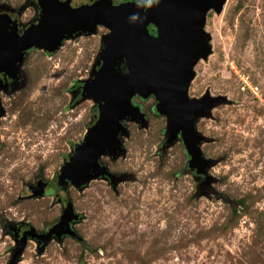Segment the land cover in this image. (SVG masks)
Masks as SVG:
<instances>
[{"label":"rangeland","instance_id":"obj_1","mask_svg":"<svg viewBox=\"0 0 264 264\" xmlns=\"http://www.w3.org/2000/svg\"><path fill=\"white\" fill-rule=\"evenodd\" d=\"M31 2L0 0V7L26 26L38 13ZM201 29L210 52L194 64L186 96L224 102L194 123L206 140L200 154L211 161L198 178L181 140L161 149L166 124L153 99L134 98L145 128L122 122L123 154L98 160L129 178L113 188L93 179L60 191L59 171L97 115L90 98L72 99V87L91 78L108 30L63 40L53 53L25 52L22 80L0 89V264L16 247L13 227H22L21 237L30 228L44 233L67 202L81 241L52 239L38 253L28 239L15 264H264V0H225L218 13L207 10ZM37 182L45 188L32 198L28 188Z\"/></svg>","mask_w":264,"mask_h":264},{"label":"water","instance_id":"obj_2","mask_svg":"<svg viewBox=\"0 0 264 264\" xmlns=\"http://www.w3.org/2000/svg\"><path fill=\"white\" fill-rule=\"evenodd\" d=\"M224 1L152 0L145 4L132 1L112 4L110 0H94L76 6L71 0H36V21L20 35L15 22H10L5 14L0 15V72H7L12 81L19 75L25 51L53 53L63 40L94 34L96 27L108 30L102 38L97 68L92 70L90 79L82 82L80 93V100L90 98L96 103V120L61 167L56 179L60 191L68 186L81 190L99 177L108 180L113 188L129 178L108 173L98 160L107 156L113 161L123 154L119 140L127 135L123 121L145 128L144 115L130 103L133 96L152 97L155 112L165 118L161 149L176 139L181 140L189 157L188 168L195 170L196 175H205L211 161L200 154L199 145L206 140L195 131L194 123L199 117H209V110L224 99L209 97L207 93L198 99H188L186 92L194 64L210 52L208 36L201 29L205 14L209 9L218 13ZM150 27L154 35L149 33ZM4 88L0 82V89ZM44 188L42 182L29 187L30 197H40ZM78 220L71 204L65 203L58 222L46 233L37 235L30 228L27 236L21 237L9 264L16 263L28 238L36 241L38 253L52 239L59 242L68 236L81 241L70 227Z\"/></svg>","mask_w":264,"mask_h":264},{"label":"flooded vegetation","instance_id":"obj_3","mask_svg":"<svg viewBox=\"0 0 264 264\" xmlns=\"http://www.w3.org/2000/svg\"><path fill=\"white\" fill-rule=\"evenodd\" d=\"M91 1H93V0H89V2L88 3H90ZM33 3V4H32ZM30 4H32V5H34L35 7H36V0H35V2H31ZM37 8V7H36ZM10 13V11L7 9H5V8H3V7H0V15H3V14H5L8 18H9V20H10V22L11 21H14L15 22V24H16V32H17V34L18 35H20L23 31H24V29H26L30 24H27L26 26H23L20 22H19V20H17V19H15V18H12V15H10L9 14ZM15 14H16V16H19L20 14H21V12L18 14L17 13V11L15 12ZM37 16H38V13H37ZM37 18V17H36ZM36 18L34 19V21L31 23V24H33V23H35V21H36ZM149 33L150 34H152V35H154V30H152V29H150L149 28ZM30 50V49H29ZM26 52V51H25ZM23 59H24V56H23ZM23 59H22V61H23ZM21 61V62H22ZM21 65V64H20ZM20 67V66H19ZM19 69V68H18ZM8 74H4L3 72H0V82H1V84L2 85H5V88L4 89H1V90H10V88H11V86L12 85H17L18 84V82H20L21 80H22V76H21V74H20V72H19V75H17V77L15 78V81H12L11 80V78H9L8 76H7ZM81 87H82V82H79L78 83V85L76 86V88L74 89L73 87H72V99L73 98H75V97H77V96H79V99H80V93H81ZM134 98H136L137 100H139V101H143V100H146V99H142V98H140V97H138V96H133V97H131V99H130V103L133 105V106H136L134 103H133V99ZM149 98H152V97H149ZM153 99V98H152ZM153 101H154V99H153ZM154 106H155V101H154V105H153V107H152V111L153 112H155V110H154ZM136 107H138V106H136ZM139 108V107H138ZM140 109V108H139ZM123 122H127V121H123ZM192 176L194 177V178H198L200 175H196L195 174V170H192ZM57 179V178H56ZM98 179H102V180H104L105 182H107L108 183V180H106L104 177L103 178H98ZM28 190H29V188H28ZM29 193H30V191H29ZM64 207V206H63ZM6 226V225H5ZM8 227L11 229V227H10V225H8ZM21 228L22 227H13V235H14V239H15V242H16V245H17V243H18V241L21 239ZM3 229H4V227H3ZM50 229V228H49ZM48 229V230H49ZM47 230V231H48ZM46 231V232H47ZM46 232H44V233H46ZM36 233V232H35ZM44 233H36L37 235H42V234H44ZM20 237V238H19ZM29 239V238H28ZM27 239V240H28ZM32 240H34V239H32ZM35 241V240H34ZM36 242V241H35Z\"/></svg>","mask_w":264,"mask_h":264},{"label":"built area","instance_id":"obj_4","mask_svg":"<svg viewBox=\"0 0 264 264\" xmlns=\"http://www.w3.org/2000/svg\"><path fill=\"white\" fill-rule=\"evenodd\" d=\"M248 90H249L250 93H252L253 95L256 94V88H255V87H249V86H248Z\"/></svg>","mask_w":264,"mask_h":264},{"label":"clouds","instance_id":"obj_5","mask_svg":"<svg viewBox=\"0 0 264 264\" xmlns=\"http://www.w3.org/2000/svg\"><path fill=\"white\" fill-rule=\"evenodd\" d=\"M152 2V0H149V3H151ZM135 17H133V19H134Z\"/></svg>","mask_w":264,"mask_h":264}]
</instances>
